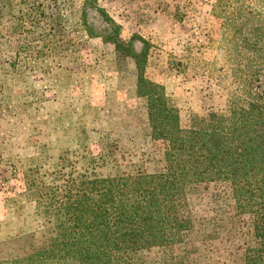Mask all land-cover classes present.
<instances>
[{
    "label": "rangeland",
    "instance_id": "obj_1",
    "mask_svg": "<svg viewBox=\"0 0 264 264\" xmlns=\"http://www.w3.org/2000/svg\"><path fill=\"white\" fill-rule=\"evenodd\" d=\"M86 2L96 37L82 20ZM217 2L0 0V260L31 254L53 234L31 197H19L12 181L3 187L7 162L10 171L53 170L70 152L80 172L100 177L165 166L166 143L151 138L146 100L136 95L135 61L118 58L98 35L106 20L123 42L136 37L150 45L146 75L165 87L184 128L195 117L227 112L234 83ZM184 214L195 227L182 245L140 257L245 264L246 250L256 245L252 218L238 213L229 184L192 187Z\"/></svg>",
    "mask_w": 264,
    "mask_h": 264
},
{
    "label": "trees",
    "instance_id": "obj_2",
    "mask_svg": "<svg viewBox=\"0 0 264 264\" xmlns=\"http://www.w3.org/2000/svg\"><path fill=\"white\" fill-rule=\"evenodd\" d=\"M217 3L234 83L227 112L195 117L184 128L165 87L146 75L150 45L136 37L123 42L107 18L98 35L118 58L135 61L136 95L146 100L151 138L166 143L165 166L152 174L100 177L80 172L70 152L53 170L10 171L7 162L3 187L12 181L19 197H31L53 234L41 249L0 264H161L140 255L184 243L195 227L184 214L187 196L210 183L229 184L238 213L252 218L256 245L246 250L245 264H264V0ZM87 18L88 2L82 20L96 37Z\"/></svg>",
    "mask_w": 264,
    "mask_h": 264
}]
</instances>
